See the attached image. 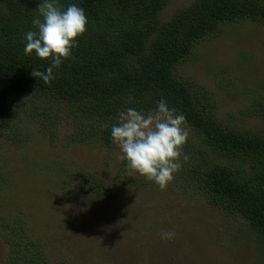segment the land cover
<instances>
[{
	"label": "trees",
	"instance_id": "1",
	"mask_svg": "<svg viewBox=\"0 0 264 264\" xmlns=\"http://www.w3.org/2000/svg\"><path fill=\"white\" fill-rule=\"evenodd\" d=\"M167 2L59 0L64 6L77 3L84 9L87 30L77 39L72 58L54 69L55 79L44 82L35 78L32 70L44 71L49 60L40 59L34 53L25 55L23 51V34L35 30L32 19L37 15L40 0H0V140L9 142V129L14 130L25 115L37 119L33 113L42 109L38 114L43 126L48 118L55 122L56 117L66 112L71 117L70 140L87 143L92 139L94 145L111 148L114 147L111 125L117 122L121 111L126 107L148 110L163 98L169 107L185 115L188 132L193 134L183 145L182 153L188 160L203 155L202 162L190 167L189 175L181 176L186 171L181 168L173 180L160 189L145 177L132 175L134 171L125 167L123 159L109 184L94 171L77 170L69 166L71 164L61 163L62 175L65 178L70 175L77 184L66 188L54 175L39 184L34 177L40 175H35L27 183L30 196H48L47 193L56 188L48 183H56L57 179L60 199L72 202L75 207L83 205L80 212L84 218L78 217L75 225L79 232L82 226L87 228L96 223L94 220L85 222L86 217L93 214L92 208L81 202L80 195L85 194L90 205L95 207L102 202L106 203V208L118 211L125 226L137 224L139 232L134 236L138 233L142 236L150 226L156 234L165 229L160 212L155 213L151 221H147L149 214L145 215L148 218L143 216L140 201L143 195L145 200L150 198V202L154 199V206L166 205L171 211L177 207L175 198L188 197L197 190V196L207 205L224 214L240 216L258 235V250L264 264V134L244 130L222 119L207 99V91L189 85L188 80L176 73L178 63L187 59L205 39L234 24L264 23V0H193L162 21L159 14ZM16 95L20 97L15 98ZM33 98H38V102L27 104ZM256 105L257 101L247 107L248 114L264 118V99ZM46 129L51 135L56 133L55 126ZM10 143L14 144L15 139ZM2 158L0 155V192L15 182V175H8L13 170L11 161L7 163ZM29 160L41 162V172L48 168L41 160ZM178 177L185 181L184 187L175 183L179 182ZM140 190L143 194L138 192ZM135 208H140L142 215L137 214ZM35 210L39 211L37 204ZM189 210L190 207L181 208L182 212ZM27 216L23 208L14 213L3 212V202H0V240L6 247L3 264H73L63 255L62 245L50 253L34 232L41 227ZM208 242L206 238L202 243L204 255ZM170 253L168 249L162 257L167 264H172L175 256H179L177 264H195L200 259L197 254L193 260L183 253L168 257ZM142 254L141 249L130 250L127 264L157 261V257L147 255V259ZM88 264L113 263L92 261Z\"/></svg>",
	"mask_w": 264,
	"mask_h": 264
},
{
	"label": "rangeland",
	"instance_id": "2",
	"mask_svg": "<svg viewBox=\"0 0 264 264\" xmlns=\"http://www.w3.org/2000/svg\"><path fill=\"white\" fill-rule=\"evenodd\" d=\"M192 1L168 0L159 14V19L162 21L169 19L174 12ZM176 73L185 81L188 80L189 85L207 91V99L222 119L244 130H257L264 134V118L249 115L247 112L249 105L256 101L258 105L264 99V23L234 24L218 35L205 39L196 46L195 51L187 59L178 63ZM18 97L20 95L15 96ZM38 100L33 98L27 101V104L34 105ZM34 109L38 110V108ZM39 112H43L42 109ZM39 112L33 113L38 116L37 119L25 115L15 125L14 130L9 129L8 133L11 137L9 142L0 140V155L7 163L11 161L13 168L8 175L11 177L15 175L13 179L15 182L11 184L13 186H8L7 190L0 192V202H3L5 213H14L18 208H23L27 217L37 227H41V229L36 228L34 232L42 238L50 253L62 245L63 255L73 264H88L92 261L127 264L130 250L141 249L145 258L147 255L153 259L157 257V261L153 260L152 264H167L162 257L170 249L171 253L168 257L183 253L190 259L196 260L197 254L200 259L195 264H209V262L262 264L258 250V235L244 224L240 216L227 215L207 205L202 197L197 196V190L188 197H181L179 200L175 198L174 205L177 207L171 211L166 205L154 206L152 204L154 199L150 202V198L145 200L144 195L141 197L140 201L144 207L143 216L149 214L147 221H151L153 215L160 212L165 229H171L176 233L172 240L161 239V231L156 234L151 226L148 228L151 236L148 232L142 236L141 233L134 236L139 232L137 224L132 227L125 226L117 215L118 211L106 208V203L102 202L95 207L90 205L89 198L85 194L80 195L81 202L87 208L91 207L93 213L90 217H86L85 222L94 220L96 223H91L87 228L82 226L79 232L75 225L78 217L84 218V214L80 212L83 211V205L75 207L72 202L61 200L62 194H58L56 189L58 183L56 178V183L53 181L48 183L49 186L56 187L47 193L48 196L31 197V191L27 186L30 182L29 178L40 175L34 178L35 182L41 184V182L46 183L49 177L54 175L66 188L73 187L77 182L70 175L68 178L62 175L64 168L61 163H67L77 170L85 168L94 171L101 180L109 184V180L121 163L122 154L115 144L114 147L106 149L92 144V139L87 143L70 140L68 135L71 126L68 123L71 117L68 113L62 112L56 117L55 122L48 118L43 126ZM45 126L47 128L55 126L56 133L51 135ZM192 136V133L188 134V138ZM13 139L15 143L11 144ZM27 158L28 160H25ZM29 159L41 160L48 168L41 172L39 169L42 163L32 162ZM202 161L203 155L183 162L181 168L186 171L180 175H189L190 167ZM180 169L176 173H179ZM176 173L174 175H177ZM132 175L139 174L133 172ZM178 181L175 182L177 186L184 187L185 181L180 177ZM35 201L39 207L37 213ZM93 201L97 204L94 199ZM182 207H190L191 210L182 212ZM134 211L141 214L140 208H135ZM36 215L40 216L36 217ZM184 232L189 238L186 239ZM206 238L209 242L205 245L204 255L202 243ZM5 252L6 247L0 240V264H3ZM178 262L179 256H175L172 264Z\"/></svg>",
	"mask_w": 264,
	"mask_h": 264
},
{
	"label": "clouds",
	"instance_id": "3",
	"mask_svg": "<svg viewBox=\"0 0 264 264\" xmlns=\"http://www.w3.org/2000/svg\"><path fill=\"white\" fill-rule=\"evenodd\" d=\"M37 15L32 19L35 30L23 34L24 54L33 53L40 59L49 60L44 70L33 69L32 75L44 82L55 79L54 69L72 58L77 39L87 30L88 19L77 3L66 6L59 0H40ZM186 117L163 98L154 108L126 107L116 123L111 125L112 142L121 152L125 167L154 182L160 189L170 183L174 174L188 160L182 153L188 138ZM176 233L162 229L161 239L172 240Z\"/></svg>",
	"mask_w": 264,
	"mask_h": 264
}]
</instances>
